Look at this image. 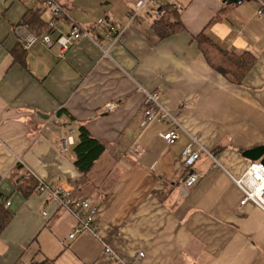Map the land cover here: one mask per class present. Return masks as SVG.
I'll return each instance as SVG.
<instances>
[{
  "label": "crops",
  "instance_id": "crops-1",
  "mask_svg": "<svg viewBox=\"0 0 264 264\" xmlns=\"http://www.w3.org/2000/svg\"><path fill=\"white\" fill-rule=\"evenodd\" d=\"M173 1L183 6L184 28L170 36L160 37L143 15L107 56L104 39H82L60 56L41 44L26 50L15 33L36 12L48 22L49 10L0 0V195L10 217L0 232V264H264V213L241 204L234 181L249 163L243 152L264 144V18L255 1ZM68 4L53 39L73 22L90 28L109 18L127 26L136 0ZM93 11L99 18L91 19ZM201 33L224 50L256 55L240 84L206 62ZM144 89L159 94L184 128L175 144L161 138L167 121L141 126ZM80 126L107 146L85 177L74 165V144L59 145L70 130L77 142ZM191 137L206 152L188 168ZM192 172L199 180L184 195ZM39 180L90 199L99 237L69 239L75 218L37 191Z\"/></svg>",
  "mask_w": 264,
  "mask_h": 264
},
{
  "label": "built area",
  "instance_id": "built-area-1",
  "mask_svg": "<svg viewBox=\"0 0 264 264\" xmlns=\"http://www.w3.org/2000/svg\"><path fill=\"white\" fill-rule=\"evenodd\" d=\"M25 1L41 3L47 10H49L51 15V19L48 21L49 30L44 33L39 34L33 32L27 25H19L16 27L15 33L20 39H22L26 50L31 49L35 45L41 44L49 51L54 47H57L60 56H66L70 48L82 39H90L100 45V41L92 35L91 28H85L75 22L72 23L68 33L60 34L56 39H53L50 31L55 29L56 21L66 15L64 8L57 0ZM162 1L163 0H137L134 9L129 13V22L127 26L124 27H120L112 20H106L105 18L100 19L95 23L92 26V29L100 30L103 39L109 41L108 50L103 48L104 54L107 56L109 54V49L123 40L124 32L128 26L139 21L143 15H147L152 19H161L166 12L167 6H169L170 10H183V6L173 0H165V3H161ZM254 1L258 4L256 16L261 19L264 18V0ZM143 93L145 94V109L141 126L145 127L155 120L160 122L167 121L168 130L161 134V138L170 145L175 144L180 138V132L183 131L184 128L179 123L177 117L163 107L159 94L148 92L145 89L143 90ZM107 108L113 110L114 106L108 104ZM73 133L74 131L70 130L69 135H65L59 139V145L63 150L66 149L68 145L74 144ZM191 139V143L183 152L185 166L188 168L193 166L203 152H206L198 138L191 137ZM198 180V174L194 172L189 174L184 181L182 194L187 195L197 184ZM234 181L244 194L241 204L245 205L246 203L251 202L264 213V165L260 161L249 162L246 171L240 176V178L234 179ZM37 191L48 195L75 218L76 225L73 232L69 235V239H74L76 236L84 232L89 233L94 237H99L97 210L92 206L90 199L77 198L71 191L65 190L59 185L53 186L42 180L38 181ZM7 205L9 206L10 202H7ZM105 254L111 259L116 258L113 250L108 246H106ZM138 256L141 257L143 254L139 253Z\"/></svg>",
  "mask_w": 264,
  "mask_h": 264
},
{
  "label": "trees",
  "instance_id": "trees-1",
  "mask_svg": "<svg viewBox=\"0 0 264 264\" xmlns=\"http://www.w3.org/2000/svg\"><path fill=\"white\" fill-rule=\"evenodd\" d=\"M65 11L70 10L69 2L71 0H57ZM137 2V0H136ZM44 9L45 7L42 6ZM33 17V18H32ZM31 18L33 24L29 26L33 32L44 33L48 31V22H44L38 12L34 13ZM37 19V20H35ZM109 20V18H105ZM153 28L160 37L170 36L184 28V24L181 19V11L170 10L169 6L166 7V12L161 19L153 20ZM92 35L100 41L103 39L102 32L98 29H92ZM53 32L52 30L50 31ZM196 40L199 44L201 53L205 58L206 62L215 69L217 72L222 74L228 80H232L235 84H240L244 76L252 69L256 63V55L249 52H233L224 50L211 41L203 33L196 36ZM26 51V50H25ZM64 112L60 111L59 115ZM107 146L104 142L94 138L89 131L84 127L80 126L77 130V142L72 147L74 155V165L85 177L95 163L105 153ZM84 181V180H83ZM97 212L99 211L96 208ZM10 221V217L6 210V198L0 195V232L7 226ZM44 264H55L53 261Z\"/></svg>",
  "mask_w": 264,
  "mask_h": 264
},
{
  "label": "water",
  "instance_id": "water-1",
  "mask_svg": "<svg viewBox=\"0 0 264 264\" xmlns=\"http://www.w3.org/2000/svg\"><path fill=\"white\" fill-rule=\"evenodd\" d=\"M243 1H250V0H226V3L229 5L241 4ZM41 118L48 119V116L41 115ZM242 155L249 162L260 161L264 165V144L247 149L243 152Z\"/></svg>",
  "mask_w": 264,
  "mask_h": 264
},
{
  "label": "rangeland",
  "instance_id": "rangeland-1",
  "mask_svg": "<svg viewBox=\"0 0 264 264\" xmlns=\"http://www.w3.org/2000/svg\"><path fill=\"white\" fill-rule=\"evenodd\" d=\"M161 3H165V0H163ZM243 4H244V6L245 5H255L256 6V3L254 2V0L253 1L250 0L249 2L248 1H245ZM86 6L89 7V8H91V9H93L95 7V4L91 5V4L86 3ZM240 10H242V8ZM92 13H93V15H92L93 17L91 19L99 18L98 16H96V15H99L100 14L99 12L93 11Z\"/></svg>",
  "mask_w": 264,
  "mask_h": 264
}]
</instances>
